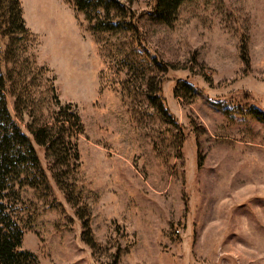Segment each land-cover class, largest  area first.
<instances>
[{
	"label": "rangeland",
	"instance_id": "374dc122",
	"mask_svg": "<svg viewBox=\"0 0 264 264\" xmlns=\"http://www.w3.org/2000/svg\"><path fill=\"white\" fill-rule=\"evenodd\" d=\"M120 1L119 30L93 35L63 0H20L34 41L16 59L49 69L85 126L80 199L53 183L46 201L23 191V250L39 264H264V0H193L172 26L150 19L154 0ZM133 24L150 57L176 68L163 97L179 128L147 100L160 75L134 51ZM58 109L46 101L39 120Z\"/></svg>",
	"mask_w": 264,
	"mask_h": 264
},
{
	"label": "trees",
	"instance_id": "16d2710c",
	"mask_svg": "<svg viewBox=\"0 0 264 264\" xmlns=\"http://www.w3.org/2000/svg\"><path fill=\"white\" fill-rule=\"evenodd\" d=\"M63 1L76 13L84 15L93 35L118 31L121 25L110 20L111 14H125L120 0ZM191 1L154 0L150 19L156 24L172 26L181 6ZM132 26L133 49L148 60L142 66L160 75L158 80L156 76L148 80L147 100L165 121L179 128L163 97L166 76L176 68L151 58L136 25ZM26 41H34V37L26 28L20 0H0V264H39L36 255L22 248L26 231L23 213L29 209L22 198L23 191L31 190L39 200L46 201L53 183L67 201L75 197L80 199L78 140L85 133L84 123L72 104H60L54 84L56 79L49 69L36 66L30 59H16L28 52ZM240 54L243 62L249 65L246 39L241 43ZM182 83L190 92L194 89L187 82ZM178 93L177 88L176 97L181 98ZM9 98L13 100L14 114ZM46 101L55 103L59 109L49 110L46 118L39 120L40 109ZM23 114L31 117L35 124L27 132L20 125ZM38 149L43 151L45 167ZM82 226L86 237L88 220ZM86 242L94 245L91 238H86Z\"/></svg>",
	"mask_w": 264,
	"mask_h": 264
}]
</instances>
